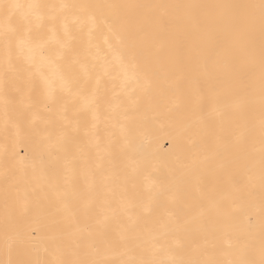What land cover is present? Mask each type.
Returning <instances> with one entry per match:
<instances>
[{
    "label": "bare ground",
    "instance_id": "1",
    "mask_svg": "<svg viewBox=\"0 0 264 264\" xmlns=\"http://www.w3.org/2000/svg\"><path fill=\"white\" fill-rule=\"evenodd\" d=\"M17 2L44 7L39 10L43 19L13 21L18 31L7 71L0 38V260L7 259L6 228L20 234L32 259L45 260L54 248L67 252L85 228L105 217L112 239L129 235L135 222L139 235L126 247L137 256L151 248L153 238L177 258H186L193 245L222 261L239 259L249 241L258 248L264 198L258 90L246 96L239 84L226 90L212 67L211 50L207 59L194 62L188 19L159 21L162 13L176 16L175 9L73 6L259 0ZM88 13L96 14L97 28ZM102 19L119 28L137 53L138 80L115 71V79L103 75L112 53L103 44ZM136 22L144 25L142 33L135 32ZM65 23L73 39L61 48L57 39H66ZM262 43L264 33L257 26L252 36L257 77ZM241 96L245 100L237 104ZM217 141L228 143L221 156L214 154Z\"/></svg>",
    "mask_w": 264,
    "mask_h": 264
},
{
    "label": "snow or ice",
    "instance_id": "2",
    "mask_svg": "<svg viewBox=\"0 0 264 264\" xmlns=\"http://www.w3.org/2000/svg\"><path fill=\"white\" fill-rule=\"evenodd\" d=\"M44 7L40 4H22L17 0H0V21L3 22V30L0 38L5 45L6 71L12 68V36L18 31L12 27L13 21L19 19L25 23H31V18L43 19L39 10ZM54 7V6H49ZM67 8L68 5H61ZM82 10L93 8H127V9H152L172 8L177 11L174 17H168L162 13L159 17L161 24L173 23L187 18L191 24L194 39L191 43V59L199 62L201 58H208V51L211 50V63L215 73L221 78L223 87L227 90L234 84L242 86L245 96L255 93L258 90L260 97V132L261 142L264 145V43L259 52V75L254 71L256 62L255 51L252 46V36L259 26L264 33V0L259 3H213V4H176V5H78ZM88 20L92 23L93 29L97 28V16L95 13H88ZM55 19V17H53ZM106 31L102 34L103 44L112 53V60L106 63L103 75L111 76L113 71L117 76H123L128 81H136L140 76V63L137 53L129 46L125 34L117 27L102 19ZM144 25L140 22L135 24V32L142 33ZM55 38V32L53 31ZM65 40L57 39L61 48L66 47L73 39L67 23L64 24ZM92 41V31H89V44ZM23 43V41H21ZM98 48V46H97ZM31 51V49H30ZM29 64L34 63V56H29ZM54 63V61H50ZM42 79H45L41 74ZM100 77L96 78V85L99 86ZM64 89L71 96L72 86L65 82ZM78 90L75 95H79ZM245 96L237 98V104L243 103ZM50 99L54 102V89L50 88ZM47 107V105H46ZM98 107V105H97ZM66 110V109H65ZM95 129V125H93ZM95 134V133H93ZM228 147L227 142L217 141L214 146V154L221 156L222 149ZM207 157H205L206 159ZM247 159L252 160L253 154ZM195 164V161H193ZM260 187L264 190V147L260 153ZM252 169L249 168V172ZM254 180L253 175L248 176V183ZM260 240L258 248L251 241L245 243L241 249V257L232 260H217L210 256L206 248L200 245H193L186 258H177L169 249L160 244L155 238L151 241V248L137 256L131 249L126 247L129 239L137 238L139 233L135 231V222L129 225V235H121L118 239H112L107 230V217L96 224L90 225L83 230L84 235L78 238L67 252L53 249L50 253L51 259H32L30 254L22 248L23 241L20 234H10L8 229L4 235V250L7 259L0 260V264H264V198L260 207ZM252 223V218H249ZM79 231V230H78ZM229 242V247H231ZM182 247V246H180ZM48 250L45 249V252ZM161 252L169 253L166 258H158ZM109 253L112 254L111 258ZM124 257V258H119Z\"/></svg>",
    "mask_w": 264,
    "mask_h": 264
}]
</instances>
